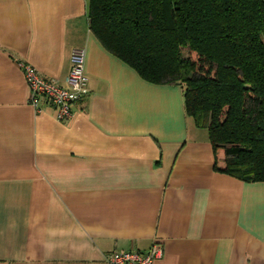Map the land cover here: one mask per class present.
<instances>
[{
  "label": "crops",
  "instance_id": "1",
  "mask_svg": "<svg viewBox=\"0 0 264 264\" xmlns=\"http://www.w3.org/2000/svg\"><path fill=\"white\" fill-rule=\"evenodd\" d=\"M88 78L72 117L29 93L17 62L60 86ZM183 90L153 85L89 29L87 0H0V264H264V182L221 174ZM224 160V159H223Z\"/></svg>",
  "mask_w": 264,
  "mask_h": 264
},
{
  "label": "trees",
  "instance_id": "2",
  "mask_svg": "<svg viewBox=\"0 0 264 264\" xmlns=\"http://www.w3.org/2000/svg\"><path fill=\"white\" fill-rule=\"evenodd\" d=\"M103 48L153 85L183 90L224 166L264 182V0H87Z\"/></svg>",
  "mask_w": 264,
  "mask_h": 264
},
{
  "label": "built area",
  "instance_id": "3",
  "mask_svg": "<svg viewBox=\"0 0 264 264\" xmlns=\"http://www.w3.org/2000/svg\"><path fill=\"white\" fill-rule=\"evenodd\" d=\"M17 67L23 73L29 93V105L37 113L40 112L39 104L43 100L54 108L58 122H66L72 117L71 107L83 98L88 85L84 50H73L71 69L65 80V86L46 80L28 63L17 62ZM162 254L160 245L154 243L147 252L111 253L106 256V261L108 264H153Z\"/></svg>",
  "mask_w": 264,
  "mask_h": 264
},
{
  "label": "rangeland",
  "instance_id": "4",
  "mask_svg": "<svg viewBox=\"0 0 264 264\" xmlns=\"http://www.w3.org/2000/svg\"><path fill=\"white\" fill-rule=\"evenodd\" d=\"M219 159H221V160H219L220 162L223 161L222 163H224V160H223L224 158L222 159V158H221V155L219 156Z\"/></svg>",
  "mask_w": 264,
  "mask_h": 264
}]
</instances>
